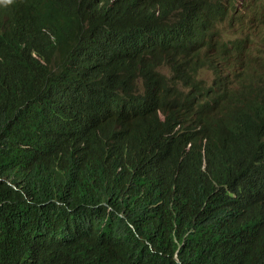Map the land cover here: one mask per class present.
I'll list each match as a JSON object with an SVG mask.
<instances>
[{"label":"trees","instance_id":"16d2710c","mask_svg":"<svg viewBox=\"0 0 264 264\" xmlns=\"http://www.w3.org/2000/svg\"><path fill=\"white\" fill-rule=\"evenodd\" d=\"M262 25L250 0H0V264H264Z\"/></svg>","mask_w":264,"mask_h":264},{"label":"clouds","instance_id":"9594fccd","mask_svg":"<svg viewBox=\"0 0 264 264\" xmlns=\"http://www.w3.org/2000/svg\"><path fill=\"white\" fill-rule=\"evenodd\" d=\"M250 3L253 8L261 10V14L264 15V4L256 3L253 0H250ZM249 21V18L247 19ZM252 40L251 43H256L259 45V48L264 46V25L260 26L258 29H255L249 36ZM257 54H254L253 59L256 58Z\"/></svg>","mask_w":264,"mask_h":264},{"label":"rangeland","instance_id":"374dc122","mask_svg":"<svg viewBox=\"0 0 264 264\" xmlns=\"http://www.w3.org/2000/svg\"><path fill=\"white\" fill-rule=\"evenodd\" d=\"M253 1H255L256 3L264 4V0H253ZM240 11L241 12L244 11V8L242 6L240 7ZM221 29H223V30H225V32H227L226 39L242 37L244 34V32L242 31V29L240 27H237L236 29H230L228 26H227V28H224V26H221ZM250 48L255 52V54L264 53V46L259 48V45L256 44L255 42L250 45Z\"/></svg>","mask_w":264,"mask_h":264}]
</instances>
